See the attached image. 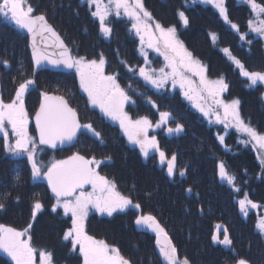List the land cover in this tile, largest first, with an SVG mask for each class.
Segmentation results:
<instances>
[{
    "label": "rangeland",
    "instance_id": "1",
    "mask_svg": "<svg viewBox=\"0 0 264 264\" xmlns=\"http://www.w3.org/2000/svg\"><path fill=\"white\" fill-rule=\"evenodd\" d=\"M80 1L86 4V8H88V10L90 11L89 14L92 16L91 13L96 10L95 6L93 5L90 7L89 4L87 3V0H80ZM146 1L147 0H141L144 8L151 14V17H152L151 20L147 21V23L150 25V28L148 31L152 33L151 42L157 44V46L160 47L161 51H164L163 41L159 40L160 34L158 31L155 30V24L156 22L160 23V20L157 18V14L152 13L151 10L148 8ZM183 1L186 5H189V4L193 5L194 3H203L204 5H211L212 8L216 10L219 14L218 9H216L212 4L208 3L207 0H183ZM233 1H235L238 4H243V6L246 8V11L248 12V17L246 16L247 22L245 24L246 30H248L247 32H251L254 35V37L260 38L262 42V46L264 48V38H262L258 33L252 32L248 27L249 20H254V21L256 20V16L253 14L250 6L247 4L246 0H233ZM55 2L56 0H37V2L35 0H25V7H27L28 5H31L32 8L34 9L33 15L43 14L47 22L55 29V32H57L61 37H66L69 41H73V42L76 41L77 44L78 43L81 44V41L83 40V43L87 47V51L85 54L86 56H88V58L87 60L85 59L86 61L93 60V59L99 61L100 55L103 54L105 58V63L109 65V68L114 70L112 71L113 73H109V74L117 75L119 74L118 72L121 73L120 81L119 82L116 81V82L120 85L121 88H123L126 91L127 95L130 92V93H133L132 95L136 96L137 105L152 106V104H150L148 101L151 100L152 102H154V100L150 97V95L147 96L145 94V91L154 93L156 95L158 93L159 94L165 93L164 95L165 98L168 97L167 101H173L175 99L173 94L174 92H177L179 93V99L184 100L187 103V105L190 107V109L195 112L196 115L194 117L201 118L202 120L206 121L209 126L213 128L212 129L213 131L210 132L213 135V137L217 139H218V136L224 137L223 145L228 151L230 150V147L235 141L242 143V146L248 145L255 150V153H257V156L259 158L260 164L251 162L252 158L250 157L251 156L250 152H243L242 154L247 155L249 158H245L244 162L240 161L242 166L243 164L248 166L249 163H252V165L248 166L247 168L241 167L239 165L238 171L241 170L240 176L239 174H236V173L234 174V172L232 173L227 168V164L225 160L221 161L226 166V170L229 173V175H232L235 177V181H234L235 188L239 189V191L234 190L233 186L229 185L226 182V180L221 179L218 173L217 175L221 183L222 182L226 183L225 188L229 189L228 194L231 195L232 198L236 199V197L233 195V192H238L237 200L236 202L233 203L234 207H236V211L239 212L241 217L246 218V219L250 218L252 227H253V232L260 235L262 239L264 240V236H262L259 230L256 228L258 220L261 218H264V203H263L264 193L257 194V197H262L261 199L253 200V198L249 196V194L252 193L251 189L253 186L251 187L248 186V185L253 184L255 179L260 182L256 186L257 188L256 192L260 190L261 186H264L263 185L264 163H262L264 162V147H261L259 143H257L255 140H252L246 133L238 131L237 128L232 125L231 118L230 117L227 119L225 118L224 108L220 105H217L215 103V100L218 99V100L223 101L225 104H230L233 100L238 99L240 101L239 112H240V116L243 119L244 123L249 124L251 127L256 129L258 133H261V132L259 130V127H257L255 123L251 122L250 119L248 120V118L246 117L245 111L243 109L244 106L241 107V103L243 102V100H242V97L240 96V90H238L237 88H232L230 81L226 80L225 75L223 73L218 72V70H216L213 67H210L206 62L201 60L191 49L188 48L183 38H181L178 26L180 25V27H184L185 25L180 20L178 12L183 11L185 15L187 16V11L184 9L177 11V14H176L177 22L176 23L178 24H174V23H170L168 25H164L163 23H160V24L164 28L174 26L176 29V35L179 41L183 43L184 48L187 49L188 52L192 53V56L196 60L200 61L201 65L204 66V69H205L204 77L206 81L209 82L207 87L201 84L200 76L194 75L192 72L185 73V75L192 81V85H191L192 91L189 93L193 97L191 100L188 99L184 95V92L189 91V86L187 84H185L184 89H181L179 82H177L176 84H173L171 78H169L168 80L165 81L163 87L155 88L153 85L147 83L139 75L138 70L140 67H145L147 70H156L157 72L161 68H165V71L167 72H171V69L166 67L167 62L165 61L164 56L161 55L160 52H157L155 50V47H148V44L150 42L149 36L147 34H144L143 32L142 34L144 35V42H143V45L141 44L140 36H138L136 34V30L132 28V24L135 23V20L129 16L124 15L123 8L120 9L121 14L117 16L115 14V6L113 4L112 11L110 12L109 16L106 18V23L110 28H111V23L114 20L115 21L121 20L126 25L125 28L122 30V32L123 31L126 32L125 35L127 36V38H129V40L126 42L124 41L122 45V49L124 50L123 52H127V54L125 55H121L122 50L118 48H115L116 52L113 54L115 45L111 43V40L114 42L113 35L119 30H112L108 37H105L100 32V34L103 37H105V39L110 38V41L108 44H105V42H103V40L100 39L99 34L93 37L90 32L88 34L84 32L86 30L85 27L82 28V30H80L83 33L87 34L83 38L81 37V35L78 33L77 30H73V28L68 25L65 26L66 29H63V27H61L62 30H60L59 23L60 24L64 23L65 18L63 14L60 12L59 5L56 4ZM103 2L105 5H108L109 0H103ZM131 3H132V0H130V4ZM256 3L261 5L260 2L256 1ZM226 4H227V0H225V7H226ZM200 13L201 11H199V14ZM93 18H94L96 28L100 31L99 18L98 17H93ZM260 18L264 19V16H261ZM1 23L12 24L14 26V30L12 29L0 30V37L2 38L0 39V61H3L6 59L10 62L11 59L13 60L10 67H7V68L1 66L2 63H0V98H2L5 101V103L10 102L15 94V89L19 85V83L23 82L25 79L34 80V83L31 86H29V89H28V90H32V92L25 95L24 102H25V110L28 113V132L37 142L36 161H37L38 166L41 168L42 172H45L47 168L51 167V165L59 161V159L62 160L64 157L72 156L73 154H79L85 157V159H92L94 157L96 160H101L102 161L101 164L99 165L92 164L90 165V167L93 168L97 173H99L100 176H103L107 180L114 183L115 184L114 191L119 192L122 196H126L129 199H131L132 205L139 204L141 207L139 210H137L135 207L129 206L125 208L123 211L118 210L114 212L111 216H109L107 215V213H101L97 211L95 207L89 205L87 209V215L84 217V222H83L84 232L88 236L93 237L95 240H98V241L103 240L106 244L110 246H114L115 248L119 250V254L123 257H125V253L123 252L124 247L126 248V246L132 243L135 248L134 250H136L135 253L139 257L140 261H143L144 264H147L150 260L153 259L152 255L150 254V247L154 244L156 240V232L152 230L150 227H148L147 225H146L147 227L144 226L145 224L137 225L135 221L138 216L149 215L148 213H143V207H142L143 205L140 204V201L143 200L144 198L148 200V198H150L148 194L152 190L155 191V193L158 191L155 189V186L154 187L151 186L152 184H149L148 181L142 178L144 175L143 174L144 172L143 173L139 172L141 179H142V184L136 183L132 187H130L131 185L130 186L127 185L129 184V182L127 183L122 180L120 181L118 179H115L112 175H109L111 172V170L109 169V166L111 165V163L114 164V161L112 159L110 160L105 159L106 157H111V154H108L107 151H106V154H103L100 152V149L106 150L107 148V149H113L114 151L120 154H125L126 151H128V150L126 151L124 150V148L126 147L125 143H127L128 146L131 145V146L137 147L139 145L129 142L127 136L124 134L123 130L120 128L119 121H114L111 118L105 117L98 106H94L89 103L87 93L84 92L80 87L79 76L77 75L75 68L71 69L74 75L70 74L67 77L66 75H63V74H65L66 71L68 72V70H65L64 72V69H61L59 71V69H56L55 67H50L49 68L50 70L48 71L46 69L41 70L43 72L39 71L40 73L37 74L36 77H33V76L27 77V74H26L27 67H24V63L27 62V59L24 55L25 50L23 51L22 48H20V51L17 52L16 48L18 45L20 47V44L22 42L24 43L25 41L26 45L27 44L29 45L28 51L31 54L30 44H29L30 42L29 33L27 34V38L24 39V35L22 31L23 30L26 31V29L19 28L18 26L15 25L13 21L3 16H0V24ZM11 33H13V35H11ZM86 38L88 40H86ZM100 40H101L100 44H96ZM63 41H64V38H63ZM22 46L23 44H21V47ZM141 47H143L144 51L147 53V63H145V57L141 55L140 53ZM223 49L224 48H221V50ZM14 52L19 53L20 58L18 60L17 58H12L15 55ZM224 54L227 56V59L231 61L228 55L226 53ZM231 55L234 56L232 52H231ZM83 57L85 58V56ZM129 67H132L135 70V72H130L128 70ZM208 67L210 68V71H208ZM235 67L237 68L238 72L236 74L238 76L236 75L234 79L235 81L234 85L236 87L237 85H239L241 88L242 86L241 84L242 82H244V78L247 79L245 88L254 89L257 87L258 90L256 94L260 95V97L257 96L259 98L256 99V101H258L259 103L258 105H264V83L257 82L255 86H249L248 78L241 76L239 67H237L236 65ZM118 69H120L122 72L119 71ZM247 71L264 72V71H258V70H247ZM13 78H15V82H13ZM220 78H223L224 83L227 85V88L222 92L219 91L218 85H214L211 83L213 81L219 80ZM136 83L138 84V86H140L144 90L136 88L135 87ZM62 85L67 86V88H72L71 90L66 88L69 91V95H62V96L69 102V105L73 106L74 108H76V110L80 111V112L76 111L77 115L79 116L78 117L79 123L82 125L91 124L97 132L101 133L103 143H101L100 140L96 138L87 129L80 128L79 133L70 148L57 149L54 152H50L51 155H48V154H44L46 150V146L40 145L37 140L38 137L36 134V126H35V121L33 120L34 116L32 115L33 114L32 112L35 111V108L32 109V107L36 102L32 101L31 98L33 97L35 93L40 92L42 86L48 89L56 90V89H60ZM209 87L214 88L216 91H218L219 94L217 97H215V99L209 95V91H208ZM257 97H254V99ZM127 101L129 102L130 100H127ZM127 101L124 102V105L125 103H127ZM248 102L249 101L247 99V103L245 104L248 105ZM177 103L181 104L177 107V109L179 108L180 110L183 109L181 107V106H184L183 102L176 101V104ZM197 105H199L200 107H203L205 110H208L209 115L205 116L204 113L200 111V107H197ZM155 107L157 108V105ZM173 109H176V108H173ZM177 109H176V112L172 111L170 113V118L168 119L166 123H160L159 126H157V122L160 121L161 117L157 113L154 114L153 112L150 115H146V116L137 115L134 117L129 116L127 110L125 111V113H127L128 117L132 121H135L139 119L140 117H147L152 124V127H150L147 130V136L156 137L157 134L161 133L160 132L161 130L166 134H171L168 132V129L175 128L177 123L181 124V122L179 121V118H177L175 114L182 113V112H179L180 110L177 111ZM136 111H138V109ZM193 111L191 113L192 115L194 114ZM144 112H146V109H144ZM148 112H150V109L148 110ZM217 115L219 116V119L221 122L217 121ZM172 117L174 119H177V121L179 122H176L175 124H170V120L172 119ZM104 120L106 123V127H105ZM187 124H188L187 126L189 129L195 130V131L199 129L197 133H201L202 128L200 126L193 125L189 121H187ZM226 124H228L229 126L226 127L225 126ZM208 125H206V127H208ZM104 128L107 129L105 133H103ZM117 128L119 132L117 134H112V131ZM6 130L10 134L9 135L10 141L14 143V138L11 137L10 126H7ZM150 131H152L153 134L150 135ZM113 135L116 137V139H114ZM198 136L202 137L199 134L196 135L195 137L199 138ZM201 140L207 143L205 139H201ZM227 142H229V144H227ZM3 143H4L3 135L0 134V155L2 157L6 156L10 158L11 160H17V161L27 160L26 155L21 156V157H13L11 156V154L5 153ZM183 146L184 144L181 143L179 147V151ZM185 151L187 150L184 147V152ZM42 155L47 156V157L41 158ZM121 157L124 158V156H121ZM4 160L5 162L8 161L6 159ZM4 160H0V180H3L4 178L7 179V177L9 178V175H7V177L5 175V174H8L7 172L3 173L4 164L2 161ZM27 163L29 164V162ZM29 166L31 168L30 164ZM161 167L163 168V170L165 169L163 166ZM195 168H196V164H194L193 166H190V170L197 172L198 169H195ZM183 170L185 172V176H187L188 172H187L186 167ZM218 172H219V169H218ZM31 173H32V169H31ZM166 173H167V170H166ZM149 175L151 176V174ZM153 177L156 178L157 176L155 175ZM172 180H173L172 177L168 178V182ZM122 182L124 184H121ZM8 184L10 185L9 188L5 187L2 191H0V202H3L5 204L4 209L7 208V211L0 210V217L5 219L4 221L0 220V224L15 228L18 231H23L25 228H28L29 224L32 225L28 233L22 236L21 239L27 240L29 239V237H31L30 244L36 250L33 254V264H40L39 250L41 249L46 250L47 252H50L52 254L51 264H83V257L80 254L79 245H76L75 249H73L71 238H69L68 240L63 239L65 231L72 226L71 213L69 212L65 214L64 209L59 206H57L56 210L53 211V205L57 203L56 197H54L52 201L51 200L45 201V203L48 202L47 210L44 207L45 203L43 201H40L41 204L43 205V208L40 211H38L37 216L35 217V219H33L31 213H32V205H33V202L35 201L34 198L33 199L29 198V195L28 197L26 196V193L29 192V191H26L27 189L21 190L20 195L18 194V192L12 191V188L14 187V182H12L10 179L7 181V185ZM146 185H148V188L145 187ZM83 191H85L86 193L92 192L93 188L90 184H85L83 187ZM185 192L189 193L187 189H185ZM5 193L9 194L6 198L4 197ZM245 193H247V199L251 200L257 205L256 208H252L251 206H248V211L246 214L240 212V208L238 204V201L240 199L245 198ZM75 195H79V191H77ZM20 197L22 198V201L16 205L15 201L20 200ZM182 198L183 197L181 193V199ZM71 199L75 200V196L71 197ZM130 209L132 210V217H133L131 218L132 221L128 218V211ZM44 212H46V214H42ZM51 213L58 215L61 221L60 229H54L52 236H50L47 233H44L45 225L44 223H42V220L52 219ZM20 216H22V221L20 220ZM53 218L55 219V217ZM216 224L217 223H215L214 226ZM177 230L180 231L179 229ZM51 231L52 230H50V232ZM47 236H49L48 239L45 238ZM40 239H43V240H40ZM181 240H182V243H184L185 241L189 239L181 236ZM218 240H222V239H218ZM177 243L178 242L174 240V244L176 245L178 255H180V253H184L185 251L189 252V248H183L184 251L183 249L181 251L180 250L178 251ZM182 243L179 247L181 246L190 247L191 246V245L188 246L186 243L185 244H182ZM247 243H248V240L244 238V247L241 250V252H238L235 249H230L231 252L234 253L233 257L235 258V261L233 262V264H236V261L243 257L241 256V253L246 254L247 258H254V256L259 257L260 255H262V251L260 249H257V248L255 249L253 247L246 248ZM120 245H123L124 247ZM220 245L225 250H228L227 248H234L233 243L228 247L222 244ZM141 248H144V249H141ZM196 250L198 251V249ZM144 251H145V255L142 253ZM0 253L6 255L10 259L11 264H15V262L11 259V257L7 253H5L3 250H0ZM0 257L1 259H3L2 255H0ZM185 258H186L185 256H182V258L178 260L183 261ZM246 260L248 261V259Z\"/></svg>",
    "mask_w": 264,
    "mask_h": 264
},
{
    "label": "snow or ice",
    "instance_id": "2",
    "mask_svg": "<svg viewBox=\"0 0 264 264\" xmlns=\"http://www.w3.org/2000/svg\"><path fill=\"white\" fill-rule=\"evenodd\" d=\"M219 11V15L223 18L226 24H229L232 29L238 30V25L232 23L227 14L225 7V0H207ZM250 6L256 20H249L248 27L252 32L258 33L264 38V6L256 3V0H246ZM89 6H95V11L91 14L93 17H98L100 20V32L108 37L112 29L107 25L106 18L112 11V5L115 6V14L119 16L120 9L123 8L124 15L129 16L135 20L132 28L136 30V34L140 36L141 44L144 42V34L149 36L148 47H155L157 52L164 56L167 62L166 67L171 69V72L165 71V68L158 70H147L145 67L139 68V75L149 84L155 88L163 87L166 80L171 78L173 84L180 83L181 89H184L185 84L189 86V91L184 92L188 99L193 97L189 94L192 91V81L185 73L192 72L194 75L200 76L201 84L208 86L209 82L204 77V66L200 61L196 60L192 53L184 48L183 43L179 41L176 35L175 27L164 28L159 22L155 24V30L159 32V40L163 41L164 51H161L157 44L152 43V33L149 30L150 25L147 23L151 20V14L144 8L141 0H109L108 5H105L103 0H87ZM34 9L31 5L25 7V0H0V16H3L15 23L21 29H26L32 37V60L34 65L40 66L45 61L52 65L63 64L67 68H75L80 80L81 89L87 93L88 101L94 106H98L105 117L111 118L114 121H119L120 128L127 136L130 143L139 145L141 153L144 156L148 155L149 149H155L159 153L161 162L166 160V155L162 151L156 141V137L149 138L147 130L152 127L151 122L147 117H140L132 121L127 113L123 111L124 102L129 100L130 97L126 91L120 87L116 82L115 75H104L103 69L105 65V58L103 54L100 55L99 61L93 59L86 61L84 57H73L69 54L68 48L64 45L58 34L53 27L47 23L43 14L33 15ZM178 15L180 20L185 26L189 21L183 11H179ZM43 35L50 33L57 42V47L61 49L59 58L53 59L45 51H41L36 47L35 37L37 34ZM213 42L216 40V34L210 33ZM241 39L244 36L241 35ZM226 53L229 59L240 69V74L247 77L249 86H255L257 82L264 83V72H250L244 68V65L239 59L232 56L229 49L222 50ZM141 55L145 57L147 63V53L143 47L140 49ZM5 68L9 67V61H0ZM123 63V62H122ZM130 72H135L132 67H129ZM15 82V78H13ZM34 83L32 79H25L15 89V94L10 102L0 98V134L3 135V147L7 154L13 157H21L26 155L32 169L33 179L39 178L43 175L47 181L48 186L52 193L55 195L57 203L53 205V211L57 206L64 209L65 214L71 213L72 226L64 233L63 239L68 240L71 238L73 249L79 245V251L83 257V264H131V262L119 254V250L114 246L106 244L103 240H95L93 237L88 236L84 232V217L87 215L89 205L95 207L101 213H107L111 216L116 211H123L129 206L140 209L139 204L132 205L131 199L122 196L119 192L114 191L115 184L107 180L105 177L100 176L89 165L102 163L101 160L85 159L79 154H73L67 160L57 161L48 168L47 172L42 173L41 168L36 161L37 142L28 132V113L25 110V93ZM219 86V91L222 92L227 88L223 78L211 82ZM209 95L214 99L218 96V91L214 88H208ZM42 100L40 108L35 114L36 130L39 135L40 145H49L56 147L59 144L71 142L80 128L87 129L96 138L103 143L100 132H97L91 124H80L77 119L76 110L69 106V102L63 96H49L48 93H41ZM155 107V103L151 100L148 101ZM215 103L224 108L225 118H231L232 125L238 131L246 133L252 140L264 147V134L258 133L256 129L249 124H245L240 116L238 99L233 100L230 104H225L223 101L216 99ZM197 107H200L197 105ZM200 111L205 116L209 115V111L200 107ZM160 123H166L170 118V113L161 112ZM217 121L221 122L217 115ZM7 126L11 128V137L14 138V143L10 141L9 132L6 130ZM226 127L229 125L226 124ZM183 131V125L177 123L175 128H169V133H180ZM142 137V138H141ZM221 143L224 142L223 136H218ZM105 159H111L106 157ZM176 154L174 153L170 159H167V174L169 177L174 175L176 168ZM264 163V162H262ZM219 176L221 179L235 188V177L229 175L226 166L223 162L219 163ZM180 175L184 176L183 169L180 170ZM19 180V175H17ZM85 184H90L93 188L92 192L83 191ZM79 191V195H75ZM188 191H191L189 188ZM99 193V194H97ZM9 194L5 193L6 198ZM75 196V200L71 197ZM18 199V197H17ZM240 212L246 214L248 206L256 208L257 205L251 200L245 198L238 201ZM5 208V204L0 202V210ZM43 208L39 200H35L32 205V218L35 219L38 211ZM137 225H148L157 235V246L159 247L160 256L165 261V264H190V261L185 258L183 261L177 259V249L172 245L171 241L167 238V233L159 225L156 218L152 215H141L136 218ZM32 227L29 224L28 228L23 231H18L15 228L0 224V250L7 253L15 264H33V254L36 251L30 244L29 239H21L26 235ZM256 228L260 234L264 236V218L258 220ZM161 236L164 237L165 244L161 245ZM213 242L228 247L232 244L229 238L228 230L224 229L223 239L218 240L216 233L212 236ZM40 264H51L52 254L46 250H39ZM236 264H249L246 259H238Z\"/></svg>",
    "mask_w": 264,
    "mask_h": 264
},
{
    "label": "trees",
    "instance_id": "3",
    "mask_svg": "<svg viewBox=\"0 0 264 264\" xmlns=\"http://www.w3.org/2000/svg\"><path fill=\"white\" fill-rule=\"evenodd\" d=\"M35 1L37 2V0ZM256 1L264 6V0ZM146 3L151 12L157 14L160 23H163L164 25L170 23L176 24V14L178 10L184 9L187 11L189 23L187 26L180 29L182 30L181 38H183L188 48L191 49L201 60L206 62L210 67L218 70V72L223 73L226 80L230 81L232 88L240 90V96L243 100L241 107L244 106L243 109L246 117L259 127L260 132L264 133V105H258L259 103L256 101V99L260 97V95L256 94L258 90L257 87L254 89H246L245 85L247 79L245 78L244 82L241 84V88L239 85L236 87L234 85V79L238 72L237 68L218 48L228 46L232 54L240 60L247 70L264 71V48L260 38L254 37L251 32H247L248 30H246L245 24L247 22L248 12L243 4H238L233 0H227L226 9L229 19L238 25V30H234L229 24L224 22L223 18L220 17L218 12L214 10L211 5H204L203 3L186 5L183 0H147ZM56 4L59 5L60 12L65 18L64 23H59L60 30H62L61 27L66 29L65 26L68 25L72 27L73 30H77L82 38L88 34L80 33L82 32L80 30L85 27V24L87 27L95 30V23L90 19L85 6H83V8L80 7L82 5H80L79 0H56ZM199 11H201L200 14ZM70 18H72V20H70ZM125 26L126 25L121 20L112 24V30H119L113 35L114 42L112 43L115 45L113 54L116 52L115 48L122 50L121 55L127 54V52H123L124 50L122 49L124 41L126 42L129 40L125 35L126 32H122ZM9 29L14 30V26L12 24H0V30ZM210 33L216 34L215 42H213ZM91 34L92 36H95V32ZM11 35H13V33H11ZM241 35H244V39H241ZM0 39L2 38L0 37ZM86 40L88 39L86 38ZM69 42L74 45L71 41ZM103 42H105V44L109 43L104 40ZM96 44H100V41ZM78 45L80 46L79 48L81 52L84 51V47L85 50L87 49L83 40L81 41V44L78 43ZM80 51H78L77 48L75 53H80ZM24 55L27 59V62L24 63V67H27L28 70V50H25ZM208 71H210L209 67ZM135 87L144 90L138 86L137 83ZM66 88L67 86L62 85L60 89L52 90L42 86L40 92L35 93L31 98L32 101L36 102L32 109L35 108L41 96L40 93L52 91L62 95H69L67 89L71 90L72 88ZM31 92L32 90L30 93ZM145 94L147 96L150 95L154 100L158 111H161V109H167L170 112H176L177 107L181 105L179 103L176 104V101L183 102L184 106L181 107L184 111L183 109L180 110V108L177 109V111L180 110L179 112L182 113H176L175 116L179 118L181 125H184V130L182 132L183 135H180L179 137L184 144L183 150L185 147L187 151L181 156L179 163L176 164L177 167L174 170L173 180L168 182L169 177L164 170H159L155 167L156 162L147 164L142 160H139L140 158L137 156L134 159L133 153L135 152L133 150L130 151L129 148H124L125 151L128 150L125 154H120L113 149H100V152L103 154H106V151L108 154H111L112 160L114 161V164L111 163L109 166V169L111 170L109 175H112L115 179L120 181L122 180L127 183H132L134 179L133 176L136 174V178L138 177L139 180L138 184H142L139 172H144L142 178L148 181L149 184H152L151 186H155V189L158 192L155 193V191L152 190L148 194L150 197L148 200L144 198L140 201V204L143 205V213L154 215L165 225V228L170 230L169 233L173 236V240L178 242V251H181L183 248H189V252L185 251L184 253H180V256H185L191 264H227L228 261H235L230 250H225L219 243H214L212 240L214 229L217 224H222L228 230L229 238L233 241L234 248L239 252L244 247V238L249 240L250 247L260 249L262 255L259 257L254 256L252 261H254L255 264H264V242L262 237L253 232L250 218H243L240 216L239 212L236 211V207H234L233 203L237 200L238 192H233L236 199L232 198V196L228 194L229 189L225 188L226 183H221L217 175L218 164L224 160L226 161L227 168L232 173L239 174V176L241 175V170L238 171L239 165L244 168L252 165V163H249L248 166L245 164L242 166L240 156L244 149L242 148L241 143L235 141L228 151L223 143L219 142V140L213 137L210 133L213 131V128L206 127V125H208L206 121L199 117H194L196 115L195 112L187 107L188 105L184 100L179 99V93L174 92L173 96L175 99L173 101H167L164 96L165 93L163 95L161 93L156 95L145 91ZM254 97L257 98L254 99ZM247 99L249 101L248 105L245 104L247 103ZM249 106L250 108H248ZM248 109H252L253 111L250 112ZM192 111L194 112L193 115L191 114ZM176 120L177 119L172 117L170 124H175ZM187 121L191 122L193 125L200 126L202 128L201 133H197L199 129L196 131L189 129ZM112 133L116 134L115 132ZM198 134L202 137L198 136L199 138H196L195 136ZM114 139H116L115 136ZM201 139H205L207 143L203 142ZM168 141H170L168 144L170 149H174V151L179 149L175 148L176 145L172 142V138H168ZM227 144H229V142H227ZM121 156H124V158ZM0 157V160H8L2 162L4 164L3 173H8L5 174L6 177L9 175V178L7 177V179L4 178L3 180H0V191L5 187H10L9 184L7 185V181L10 179L14 182V189L11 187L12 191L18 192L19 195L21 190L27 189L26 191L29 192L26 193V196L28 197L29 195V198H34V200L38 199L44 203L45 201H52V195L46 184L41 179L32 178L31 168L27 163V160L17 161L11 160L6 156L2 157L0 155ZM194 164H196L195 169H198L197 172L190 170V166H193ZM143 166H146V169H144ZM179 167H184V169L186 167L188 175L181 176L178 174L180 171ZM133 170L134 173H132ZM149 174H151L152 177ZM17 175H19V180H17ZM155 175L157 176L156 178L153 177ZM258 183L260 182L255 179L253 184L248 185L249 187L253 186L251 189L252 193L250 194L253 198L262 190L264 191V186H261L260 190L256 192V186ZM121 184L124 183L122 182ZM145 187L148 188V185ZM189 188L191 191H188ZM185 189H187L189 193H186ZM181 193L183 197L182 199ZM21 201L22 198L20 197V200L15 201L16 205ZM44 207L47 210L48 202L45 203ZM3 210L7 211V208ZM42 214H46V212ZM51 215L52 219L42 220V223L45 225L44 233H47L50 236L53 235V230L60 229L61 225L58 215L53 213H51ZM53 217H55L56 220ZM128 218L132 221L131 218L133 217L131 209L128 211ZM0 220L4 221L5 219L0 217ZM20 220L22 221V216H20ZM215 223L217 224L214 226ZM50 230L52 231L50 232ZM223 234L224 231L218 233L220 239H223ZM181 236L189 239L187 240L189 243L187 241L182 243ZM45 238L48 239L49 236ZM181 243H186L188 246H191L179 247ZM196 249H198V251ZM0 255L3 256V259L0 257L1 264H11L10 259L6 255L2 253H0Z\"/></svg>",
    "mask_w": 264,
    "mask_h": 264
},
{
    "label": "flooded vegetation",
    "instance_id": "4",
    "mask_svg": "<svg viewBox=\"0 0 264 264\" xmlns=\"http://www.w3.org/2000/svg\"><path fill=\"white\" fill-rule=\"evenodd\" d=\"M23 32V35H24V39L25 38H27V35H26V33H25V31L23 30L22 31ZM21 44H23V46L21 47ZM20 44V47H19V45L17 46V48H16V50H17V52H19V50H20V48H22V50L24 51V50H27V45H26V42L24 41V43L22 42ZM12 58H17V60L20 58L19 57V53H15V55L12 57ZM29 59H30V57H29ZM87 60V59H86ZM13 62V60L11 59V61L9 62V67H10V65H11V63ZM29 66H32V64H31V62H29V64H28ZM106 68H107V63H106ZM119 71H121L120 69H118ZM48 71V70H47ZM103 72H104V75H115V77H116V81L117 82H119L120 81V79H121V73L120 72H118L119 74H109V73H107L108 72V70H106L105 69V67H104V69H103ZM40 72H39V70H34L33 68L31 69H28L27 71H26V74H27V77H30V76H33V77H36L37 76V74H39ZM120 77V78H119ZM134 77V76H133ZM135 78V77H134ZM133 82V81H132ZM31 91V90H30ZM30 91L29 90H27L26 91V93H25V95L26 94H28V93H30ZM133 93H130L129 92V94H128V96L130 97V101L128 102L127 101V103H125V105L123 106V111L125 112L126 110H127V112H128V114H129V116H132V117H134V116H137V115H140V116H146V115H150V114H152L153 113V107L152 106H139V105H137V103H136V96H134V95H132ZM166 100H168V97H166ZM138 109V111H136ZM144 109H146V112H144ZM150 109V112H148V110ZM78 112H80L79 110H77ZM161 111L162 112H168L169 113V110H167V109H161ZM156 113L158 114V115H160V113L161 112H157L156 111ZM104 123H105V120H104ZM103 123V124H104ZM105 127H106V123H105ZM157 130V129H156ZM107 131V129H103V133H105ZM161 132V131H160ZM108 134V133H107ZM151 134H153V132L152 131H150V135ZM183 135V134H182ZM151 137H153V136H150L149 138H151ZM166 139L167 138V135H163V133L161 132V133H159V134H157L156 135V141H157V144H158V146H159V148H160V139ZM127 144V143H126ZM130 147H132L134 150V152L136 153H133V156H134V159H135V157L137 156V157H139L138 155H137V153L139 154V152H138V150H137V148H138V146L137 147H135V146H131V145H129ZM162 151H164V153H165V155L167 156L168 155V149H167V147L166 148H160ZM155 150V149H154ZM158 153V152H157ZM159 154V153H158ZM177 155L178 156H180V155H183V152H179V153H177ZM148 156V158L150 159L153 155L152 154H149V155H147ZM135 161V160H134ZM132 173H134V170H133V172ZM132 176H133V174H132ZM134 179H136V174H134ZM134 179H133V182H132V184H135L134 183ZM146 226V225H145ZM148 226V225H147ZM146 226V227H147ZM177 238V237H176ZM172 241H173V239H172ZM174 242V241H173ZM128 247H130V248H132L133 247V244L131 243L130 245H128V246H126V248H128ZM133 251V250H132ZM144 255H145V252H142Z\"/></svg>",
    "mask_w": 264,
    "mask_h": 264
},
{
    "label": "water",
    "instance_id": "5",
    "mask_svg": "<svg viewBox=\"0 0 264 264\" xmlns=\"http://www.w3.org/2000/svg\"><path fill=\"white\" fill-rule=\"evenodd\" d=\"M54 29V28H53ZM55 30V29H54ZM28 33V32H27ZM57 33V32H56ZM58 34V33H57ZM30 36V42H29V44H30V52H31V56H32V37H31V35H29ZM58 36L60 37V35L58 34ZM60 39L62 40V38L60 37ZM36 40V47L38 48V49H40L41 51H45L47 54H48V51L49 50H43V49H41L40 47H39V43H38V40L37 39H35ZM53 42H55V44L57 43L55 40H52ZM63 41V40H62ZM63 43H64V41H63ZM64 45L66 46V44L64 43ZM67 47V46H66ZM68 48V47H67ZM69 50V49H68ZM60 52H61V49L57 52V53H55L54 55H56L57 56V58H59V56H60ZM69 54H70V52H69ZM54 55H52L51 57H53ZM50 65V66H49ZM55 67L56 69H59V70H61V69H68L67 67H65L63 64H60V65H51V64H49L47 61H45L43 64H41L40 66H36L35 65V68H42V67ZM49 96H57V95H49ZM42 100V99H41ZM40 103H41V101H40ZM40 103H39V106H38V108H37V110H36V112L39 110V108H40ZM36 112H35V114H36ZM35 114H34V118H33V120L35 121ZM78 119V118H77ZM35 126H36V123H35ZM36 133H37V137H38V140H39V135H38V132H37V130H36ZM78 133H79V129L77 130V134H76V137H77V135H78ZM76 137L71 141V142H69V143H65V144H57L56 145V147H51V146H49V145H45V146H47L48 148H50V149H57V148H60V147H66V146H69V145H71L73 142H74V140L76 139ZM44 180L45 181H47V179L44 177ZM48 182V181H47ZM160 240H161V245L163 246L164 244H165V240H164V237L162 236L161 238H160ZM158 251H159V247H158Z\"/></svg>",
    "mask_w": 264,
    "mask_h": 264
},
{
    "label": "bare ground",
    "instance_id": "6",
    "mask_svg": "<svg viewBox=\"0 0 264 264\" xmlns=\"http://www.w3.org/2000/svg\"><path fill=\"white\" fill-rule=\"evenodd\" d=\"M47 23H48V22H47ZM48 24H49V23H48ZM97 30H98V29H97ZM80 33L82 34L83 32H80ZM29 35H30V34H29ZM29 37H30V36H29ZM35 39L38 40L39 47H40L41 49H43V50H49V51H48V55H50V56L54 55L55 53H57V52L60 50V48L57 47V43L55 44V42L52 41V40H55V38L52 37L50 33H44L43 35H41V34L38 33V34L36 35ZM30 56H31V54H30ZM52 58H53V59H56L57 56L54 55ZM51 65H52V64H51ZM1 66H3V64H2ZM49 66H50V65H49ZM3 67H4V66H3ZM51 67H52V66H51ZM248 108H250V106H249ZM248 111L252 112L253 110H252V109H248ZM143 168L146 169V166H143ZM138 181H139V180H138V177H137L136 179H134V183H137V184H138V183H139Z\"/></svg>",
    "mask_w": 264,
    "mask_h": 264
}]
</instances>
